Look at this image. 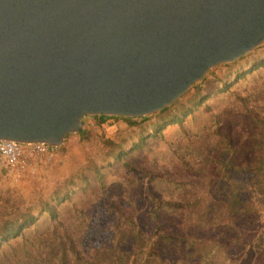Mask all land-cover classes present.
Listing matches in <instances>:
<instances>
[{"label":"rangeland","instance_id":"obj_1","mask_svg":"<svg viewBox=\"0 0 264 264\" xmlns=\"http://www.w3.org/2000/svg\"><path fill=\"white\" fill-rule=\"evenodd\" d=\"M263 123L264 41L209 68L162 111L83 116L70 144L34 173L15 177L0 164V234L22 214L34 218L0 236V264H139L157 228L202 238L188 258L179 240L163 244L165 264H259L264 198L245 190L248 209L216 223L202 216V204L184 214L172 202L219 199L218 140L225 132L245 140Z\"/></svg>","mask_w":264,"mask_h":264},{"label":"water","instance_id":"obj_2","mask_svg":"<svg viewBox=\"0 0 264 264\" xmlns=\"http://www.w3.org/2000/svg\"><path fill=\"white\" fill-rule=\"evenodd\" d=\"M264 41V0H0V139L139 117Z\"/></svg>","mask_w":264,"mask_h":264},{"label":"trees","instance_id":"obj_3","mask_svg":"<svg viewBox=\"0 0 264 264\" xmlns=\"http://www.w3.org/2000/svg\"><path fill=\"white\" fill-rule=\"evenodd\" d=\"M162 108L160 111L164 110ZM102 116V115H100ZM221 146L214 162L216 177L219 179L220 187L223 193L219 199H210L206 204L199 202V197L192 195L191 197L179 198L173 201L174 205L181 207L182 213L189 214V209L202 204L204 210L202 216L209 217L210 223H216L215 219L219 216H226L227 212L233 215L244 212L248 208L249 200L244 196L243 192L248 190L250 196H258L264 198V123L258 128H251L247 139L236 140L231 132H225L223 137L218 140ZM139 144L135 145L138 147ZM199 151V147L197 148ZM204 161L210 154H202ZM58 196L56 192L55 198ZM222 205V206H221ZM211 208H208L210 207ZM223 207V208H222ZM209 209L211 213L209 214ZM201 216V215H200ZM20 220L17 218L11 221L9 226H3L1 239L5 240L18 233V231L34 221L31 215H23ZM228 218V219H230ZM154 232L151 241L148 243V250L140 258L139 264H148L149 261H155L158 264H165L163 256L160 254L163 244L174 241L182 242L181 248L185 250V256L188 258L192 255V251L199 249L202 238L191 234L190 232L159 230ZM68 241L71 242L68 238ZM256 245V244H255ZM161 250V251H160ZM198 252V251H197ZM261 253V255H263ZM120 254L118 258H120ZM259 264H264V255Z\"/></svg>","mask_w":264,"mask_h":264},{"label":"built area","instance_id":"obj_4","mask_svg":"<svg viewBox=\"0 0 264 264\" xmlns=\"http://www.w3.org/2000/svg\"><path fill=\"white\" fill-rule=\"evenodd\" d=\"M57 146L43 142H19L0 139V164L15 177L34 173L36 164L56 156Z\"/></svg>","mask_w":264,"mask_h":264},{"label":"crops","instance_id":"obj_5","mask_svg":"<svg viewBox=\"0 0 264 264\" xmlns=\"http://www.w3.org/2000/svg\"><path fill=\"white\" fill-rule=\"evenodd\" d=\"M72 133V132H71ZM69 133L67 135L64 136L63 140H62V143L60 145H69L70 144V140H69ZM59 147V146H58Z\"/></svg>","mask_w":264,"mask_h":264}]
</instances>
